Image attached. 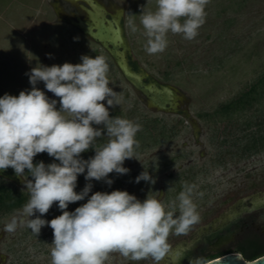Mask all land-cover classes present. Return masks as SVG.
Wrapping results in <instances>:
<instances>
[{
  "label": "rangeland",
  "instance_id": "374dc122",
  "mask_svg": "<svg viewBox=\"0 0 264 264\" xmlns=\"http://www.w3.org/2000/svg\"><path fill=\"white\" fill-rule=\"evenodd\" d=\"M97 1L112 15L124 11L129 54L148 79L175 90L178 111L150 105L101 44L70 23L76 16L86 18L83 10L70 14L75 10L73 6L84 4L72 0H0V98L30 92L33 85L28 74L38 65H76L82 63L81 57L85 55L93 59L96 55L104 56L109 64V87L123 93L125 101L122 106L109 107L110 118L120 116L142 125L136 136L140 146L136 158L123 164L130 170L128 174L113 172L105 180L88 181L86 170L77 179L75 191L82 193L89 183L92 189L84 200L69 204L67 211L75 212L96 192L110 194L117 190L127 191L141 202L148 197L161 200L167 209L173 201L178 205L177 197L185 185H195L192 199L200 222L187 235L169 236L170 253L160 262L168 264L169 256L176 257L198 233L212 224L216 226L233 211L254 209L252 203L264 207V144L256 152L246 153L243 149L245 135L256 130L257 124H262L264 133V96L246 112L225 116L220 111L264 75V0H210L199 35L188 41L182 35L169 33L167 49L156 55L145 51L146 37L140 25L143 10L155 11L156 0ZM66 10L67 21L63 19ZM133 20L140 28L136 33L128 27ZM77 37L78 41L74 39ZM35 87L49 100L57 101L60 110V98L47 91L43 81ZM103 103L108 107L107 101ZM183 111H188L190 117ZM190 118L196 120V128ZM93 127L103 130L104 136L97 140L103 146L108 141L106 129L103 125ZM53 158L48 155L45 165ZM145 170L156 180L155 184L135 182ZM13 171L6 176V182L27 192L24 177ZM25 177L33 180L26 170ZM106 180L113 183L109 186ZM23 209L0 215V264H51L54 234L50 226L43 227L38 236L26 224L14 232L5 231L13 220L19 225L25 219ZM62 214L57 202L40 218L50 222ZM39 215L37 212L36 216ZM256 233L264 245V237ZM106 264L155 262L132 261L113 253Z\"/></svg>",
  "mask_w": 264,
  "mask_h": 264
},
{
  "label": "clouds",
  "instance_id": "9594fccd",
  "mask_svg": "<svg viewBox=\"0 0 264 264\" xmlns=\"http://www.w3.org/2000/svg\"><path fill=\"white\" fill-rule=\"evenodd\" d=\"M209 3L210 0H156L155 11L143 10L140 15L145 51L149 55L163 53L169 44V33L194 40L206 22ZM128 27L133 33L140 31L134 20ZM81 60L76 65H38L28 74L33 85L30 92L0 98V171L13 168L18 177H24L30 194L23 209L25 219L19 225L13 220L5 231L14 232L26 224L38 236L43 227L50 226L54 234L51 264H106L113 253L132 261L151 259L160 264L170 253L169 236L187 235L200 222L192 199L195 185H185L177 197L178 205L173 201L167 209L161 200L148 197L141 202L127 191L117 190L110 194L96 192L75 212L67 211L69 204L84 200L92 189L89 183L82 193L75 191L78 176L86 170L88 181L105 180L113 172L128 174L130 170L123 164L136 158L140 146L136 136L142 131L137 122L120 116L110 118L109 107L122 106L125 101L123 93L109 87L106 58L85 55ZM41 81L47 91L60 98V110L57 101L49 100L35 87ZM93 125L106 129L108 141L103 146L97 147L103 130ZM90 148L95 149L94 158L81 159V154ZM45 152L59 163L34 164V158ZM26 169L33 180L25 177ZM140 181L156 183L146 170L135 182ZM106 183L110 186L113 181ZM57 202L63 214L50 222L41 219ZM190 264L215 261L196 256Z\"/></svg>",
  "mask_w": 264,
  "mask_h": 264
},
{
  "label": "water",
  "instance_id": "95a60500",
  "mask_svg": "<svg viewBox=\"0 0 264 264\" xmlns=\"http://www.w3.org/2000/svg\"><path fill=\"white\" fill-rule=\"evenodd\" d=\"M83 1L81 8L87 17L76 16L71 22L82 30L90 38L101 44V46L112 56L118 69L132 86L145 95L150 105L160 110L178 111V96L169 85L159 84L155 80H146L147 76L142 71H136L130 64L129 45L124 33L123 17L124 11L119 10L112 15L107 7L97 0H72ZM190 117L188 111H183ZM196 128L197 122L194 118L189 119ZM11 170H14L10 167ZM1 174V171H0ZM256 204L254 203V208ZM215 264H264V255L248 260L240 252H229L214 259Z\"/></svg>",
  "mask_w": 264,
  "mask_h": 264
},
{
  "label": "flooded vegetation",
  "instance_id": "af4514ba",
  "mask_svg": "<svg viewBox=\"0 0 264 264\" xmlns=\"http://www.w3.org/2000/svg\"><path fill=\"white\" fill-rule=\"evenodd\" d=\"M84 4L87 5L85 2ZM73 8L75 10L72 9L70 14L83 10L81 5L73 6ZM64 15L63 19L67 21V10ZM70 23L72 22L70 21ZM146 80L150 79L146 78ZM10 170L9 167L7 170L1 171V174L8 175ZM252 205L254 206V203ZM258 210L260 211L256 212ZM256 232L264 237V207L259 205L254 209L247 208L240 212L233 211L222 218L216 226L212 224L209 228L198 233L192 243L179 250L176 257L169 256L171 262L168 264H190V260L196 256L210 259L229 252H240V246L251 239L257 238Z\"/></svg>",
  "mask_w": 264,
  "mask_h": 264
},
{
  "label": "trees",
  "instance_id": "16d2710c",
  "mask_svg": "<svg viewBox=\"0 0 264 264\" xmlns=\"http://www.w3.org/2000/svg\"><path fill=\"white\" fill-rule=\"evenodd\" d=\"M130 64L136 71H141L140 64L132 58L129 54ZM264 96V75L259 77L256 82H254L248 90L242 92L238 97H235L230 102L224 104L221 107V113L225 116H231L236 113L246 112L251 109L255 103L260 101V99ZM262 124H257V129L254 131H250L245 135V144H244V152L251 153L256 152L262 148L264 144V133L262 131ZM99 147V145L97 144ZM95 149L90 148L88 151L81 154L80 158L87 161L95 156ZM48 159V154L42 153L36 159H34V164H39ZM52 163H59V161L53 158L49 161V165ZM13 171V170H10ZM14 172V171H13ZM28 174V170L26 169ZM7 174H0V215L13 212L19 208L25 206V204L29 200V193L24 192L18 189L16 186H10L6 182ZM29 177H31L28 174ZM81 175L78 176L81 177ZM33 179V177H31ZM56 214V212L54 213ZM240 253L244 255V257L248 260H254L262 255H264V245L258 238L251 239L246 242L244 245L239 248ZM217 257V256H216ZM214 257V258H216ZM210 258V259H214ZM22 264V263H19Z\"/></svg>",
  "mask_w": 264,
  "mask_h": 264
}]
</instances>
